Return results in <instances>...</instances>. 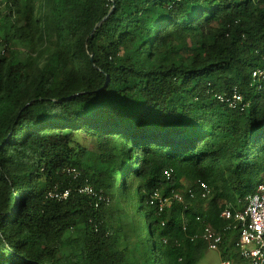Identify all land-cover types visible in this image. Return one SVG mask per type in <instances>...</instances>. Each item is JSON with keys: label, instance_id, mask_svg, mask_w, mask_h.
<instances>
[{"label": "trees", "instance_id": "16d2710c", "mask_svg": "<svg viewBox=\"0 0 264 264\" xmlns=\"http://www.w3.org/2000/svg\"><path fill=\"white\" fill-rule=\"evenodd\" d=\"M29 1L0 0V264H198L204 225L230 261L221 211L264 184V0ZM234 91L245 108L215 98Z\"/></svg>", "mask_w": 264, "mask_h": 264}, {"label": "built area", "instance_id": "2783aa9c", "mask_svg": "<svg viewBox=\"0 0 264 264\" xmlns=\"http://www.w3.org/2000/svg\"><path fill=\"white\" fill-rule=\"evenodd\" d=\"M252 78L259 81L264 78V69H256L252 72ZM216 100L221 104L226 105L230 109L246 107L243 103L242 96L234 91L231 96L216 95ZM71 172V170H70ZM72 172L77 175L75 170ZM167 179L170 178V173L166 174ZM201 190V198L206 199L210 194V188L203 182H198ZM88 194H93L90 186H86L81 190ZM69 191H59L55 187L48 194L50 198L64 200L68 197ZM186 194L190 198L194 197L191 189L187 190ZM184 196L179 192H172L169 197H163L159 192H154L150 196V203L158 206L162 211L164 208H169L173 202L184 203ZM220 217L232 221V226L227 227L234 229L237 232V237L234 241L233 248L237 251L241 259L246 264H264V184L258 186L255 194L246 199V206L243 209H232L230 205H225L221 211ZM198 220H200L198 218ZM184 225L183 230L186 229ZM197 238V237H195ZM201 240L205 243L208 250H219L223 241L221 234L216 232L210 225H204ZM221 264H231L229 260L222 261Z\"/></svg>", "mask_w": 264, "mask_h": 264}, {"label": "rangeland", "instance_id": "374dc122", "mask_svg": "<svg viewBox=\"0 0 264 264\" xmlns=\"http://www.w3.org/2000/svg\"><path fill=\"white\" fill-rule=\"evenodd\" d=\"M29 5H30V8L32 10L34 17L38 18L40 10H41V6L43 5V0H31L29 1ZM75 142L85 147L86 149H90V150L96 149V140L83 133H79L77 135V137L75 138ZM210 202H211V198H209L207 201L203 202L199 206H201V208L205 210L210 207ZM109 210L111 211V214L107 215L108 225L111 228V230L114 232L115 237L118 240H122L121 246H125V245L127 246L129 241H127L124 238V236H127L128 229H125L124 224H123V221L125 220L127 214L123 210L117 211L114 208L111 209V205H110ZM114 211H116L115 214H114ZM121 227H122L121 232L120 231L118 232L117 230L118 229L120 230ZM83 233H84L83 228L78 227L68 232L67 235L64 237L62 241L63 245L65 246L63 250V253H64L63 255L65 256L66 260H69L72 257L70 254L71 249L68 248V246L66 247L67 240L68 239L71 240L75 238H82ZM138 238H141V236H139ZM228 255L230 257L231 264H246L245 261L241 259V257L239 256V254L233 247L229 250ZM222 260L223 259H222L220 250L206 249L205 252L202 253L198 264H221Z\"/></svg>", "mask_w": 264, "mask_h": 264}, {"label": "water", "instance_id": "95a60500", "mask_svg": "<svg viewBox=\"0 0 264 264\" xmlns=\"http://www.w3.org/2000/svg\"><path fill=\"white\" fill-rule=\"evenodd\" d=\"M100 24L97 25V27L99 26Z\"/></svg>", "mask_w": 264, "mask_h": 264}]
</instances>
